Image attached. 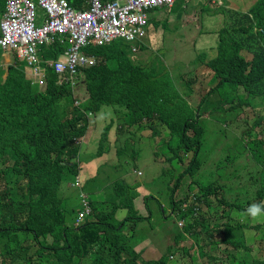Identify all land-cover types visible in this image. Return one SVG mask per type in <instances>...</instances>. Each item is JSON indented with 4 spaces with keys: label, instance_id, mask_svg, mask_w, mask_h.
Listing matches in <instances>:
<instances>
[{
    "label": "trees",
    "instance_id": "1",
    "mask_svg": "<svg viewBox=\"0 0 264 264\" xmlns=\"http://www.w3.org/2000/svg\"><path fill=\"white\" fill-rule=\"evenodd\" d=\"M67 1L76 8L88 7L87 0ZM5 2L0 0V14ZM159 9L168 8L152 11ZM151 15L148 24L154 22ZM215 16L218 25L207 31L215 33L212 43L189 61L194 74L206 73L209 85L200 90L197 102L191 96L195 91L189 94L191 82L182 78L184 73L191 76L185 65L173 64L174 77L165 71H150L141 62H147L151 55L147 60L134 55L123 40L105 45L91 42L83 47L85 54L96 57V63L82 70L75 85L62 80L45 62L44 84L33 83L16 55L11 64L0 69V264H229L234 253L228 246L246 242V234L264 246V221L249 226L239 218L245 210L264 211V131L252 132L234 118L240 106L250 105L258 118L255 126L264 124V0H257L247 11L219 10ZM174 18L187 29L195 20L186 14ZM169 23L166 17L163 25ZM196 26L201 27L199 23ZM64 47L55 40L41 47V57L55 60ZM175 78L182 84L179 88L174 85ZM107 108L113 115L89 153L90 142L85 144L81 138L90 125V113L97 118ZM218 111L221 117H230L229 123H235L231 128L240 126V135L234 137L236 150L229 145L214 156L222 166L217 171L224 172L225 177L219 174L211 183L202 184L197 178L202 166L198 156L213 133L204 123ZM114 113L123 123L116 125L109 144ZM128 127H148L155 137L168 130L165 141L171 163L179 164L182 154L192 152L171 188V213L182 221L181 230L173 237L178 246L160 243L156 257L152 252L143 255L135 251L129 243L132 228L143 217H117L119 211L121 215L136 213L135 181L128 183L121 176L97 189L96 177L87 179L81 169L85 162L99 161L130 170L145 143L134 131L132 136L126 134ZM243 154L246 158L242 162L237 157ZM80 174L85 178L84 192L104 188V194L101 201H91L90 216L73 227L66 224L63 204L72 199L70 194L78 199V190L66 194L63 181ZM183 179L188 193L174 200ZM232 181L244 196L242 202L237 199L231 203L226 198ZM159 207L164 215V206L159 203ZM234 212L237 217L232 216ZM216 213L218 221L214 220ZM160 227L157 232L162 238L168 230L163 223ZM251 228L258 233L255 235ZM214 232L221 235L220 240L213 238ZM186 241L189 246L184 245ZM213 244L215 253L206 248ZM222 244L228 246L222 248ZM240 246L250 250L248 245ZM175 251L183 255L180 263ZM247 264H264V260L256 257Z\"/></svg>",
    "mask_w": 264,
    "mask_h": 264
},
{
    "label": "rangeland",
    "instance_id": "2",
    "mask_svg": "<svg viewBox=\"0 0 264 264\" xmlns=\"http://www.w3.org/2000/svg\"><path fill=\"white\" fill-rule=\"evenodd\" d=\"M177 1V0H176ZM222 5L226 9L229 10H240L247 11L249 7L253 4L252 2L255 0H221ZM178 3H183V6L187 7L188 10L194 9L195 4L190 1L181 0L177 1ZM181 7V6H180ZM176 8L174 10H156L150 11L149 15L154 19L153 23H149L146 27V39L147 43H137L135 46L137 47V51L133 52L134 55H141L144 57V60L151 58L147 62H141L143 66H145L148 70L156 72L158 70H164L165 72L170 73L173 77L176 76L174 63H180V65H185V69L190 71L189 73H184L182 78L185 80H189L192 85V89L190 93L195 91L191 96L193 97L192 101H199L200 95L198 94L200 90L204 87H208L206 85L207 75L205 72L201 71L198 74L193 73V66L190 64V60L193 55H201V51H205V48L212 43L208 42V39L215 34L214 32L207 33V31L212 30L218 25L216 21V16L213 10V5L211 4H203V8L200 12H198V16L200 18L199 25H201V29H204V32L199 28L197 29L196 21L197 16H194V21L191 23L189 28L187 29L186 24L178 23L177 21H173L174 13H181V10ZM183 11H186L181 7ZM211 10V12H210ZM219 9H215L218 11ZM154 12V13H153ZM44 14V12L37 6L36 7V15ZM175 15V14H174ZM169 19L168 25H163V20L165 18ZM212 35V36H211ZM7 50L0 51L1 53L6 52ZM129 54L131 52L129 51ZM208 53L206 55H210ZM196 57V56H195ZM146 58V59H145ZM21 68L27 72L30 71V66L26 63L21 62ZM31 77V76H30ZM179 78V77H178ZM32 79V77H31ZM174 80V85L176 84L177 88H179V84L177 79ZM34 83H37L36 81ZM82 95V93H79ZM83 96V95H82ZM111 109V108H110ZM109 108L104 109L102 113L96 116L90 113V125L88 126L85 135L81 138L84 143H88L90 141L91 147L89 153L91 151L92 146L95 144L96 139L99 136L100 131L108 123L109 118L113 115V112ZM113 119H115V125L109 134V144H111L114 140L115 127L118 124L123 123V121L119 120L117 114L114 113ZM229 116L221 117V111H218L214 118L209 119L206 124L208 128L211 129L213 133L209 134L206 139V147L202 148L199 153V158L202 160L201 169L197 172V178L200 180L202 184H209L213 180H215L219 174L223 175L224 172L217 171L221 165L214 161L217 154L223 153L222 148L225 149L229 145H231L235 149L234 137L240 135V126H235L231 128V123H229ZM235 121L238 124H242L252 130V132H262L264 131V124L262 127H256L255 122L258 118L254 117L253 109L250 105H242L238 108L235 113ZM226 119L227 123H222V120ZM234 122V121H233ZM247 122V123H246ZM235 124V123H232ZM134 131L135 137H143L141 142L145 143L142 146L141 154L137 157L138 160L135 163L131 164L130 170L126 171L124 168H114V165H101L99 161L93 162H85L84 176L88 179L91 176L96 177L97 189H100L106 183L111 182L117 177H125L128 183H132L135 181V184L132 188V191L136 193L133 197V204L136 210L135 214H125L121 215L123 212H117V217L122 219L125 215L130 219H135L136 216L143 217L138 221L136 227L132 228L134 232L133 236L130 238V245L133 247L135 251L142 252L143 255L148 253H154L155 257L160 251H158L157 246L162 243L163 245H167L172 243L177 245L175 242L176 233L180 231L179 225L182 223L177 219L176 213L175 215L171 213L170 208V195L171 188L174 183L178 179V174L181 170L184 169L188 160L190 159L192 152L182 154V161L179 164H174L169 161L171 153L168 150L166 145V139H168V130H164L162 134L155 136H151L152 130L148 127L142 129H135L128 127L126 134L132 136ZM92 140V141H91ZM123 143V142H122ZM120 143V145L122 144ZM136 145V144H135ZM137 146V145H136ZM130 147L136 148L134 145L130 144ZM236 150V149H235ZM113 152H115L113 150ZM155 152H159L156 154ZM218 158H221L218 157ZM239 161H244L245 154L241 157H237ZM101 166V167H100ZM141 173V174H140ZM97 175V176H96ZM189 176V175H188ZM223 177H225L223 175ZM191 177L189 176L187 182L191 181ZM68 177L64 183H66ZM91 184L92 180H88ZM182 185L178 186L176 189L173 199L179 200L185 194L188 193V187H186V180H182ZM100 186V187H99ZM78 186H71L70 189L66 192V194L71 193L76 190H81L77 188ZM1 188V187H0ZM103 189L99 191L89 192V197L93 201H101L103 197ZM242 194V193H241ZM240 194V190L238 188V184H235L234 181L230 183V189L226 193V198L229 202L234 203L237 199H244L243 194ZM72 199L68 200V202L63 204L65 209L66 221L67 224L73 222L76 217L77 209L79 208V201L74 194H70ZM159 203L164 206L165 213L164 215L161 213L162 209L159 207ZM95 204V203H94ZM264 204V201H263ZM98 205V204H96ZM244 207H247L244 204ZM71 209L74 210L73 213H70ZM214 220H219V214L216 213L214 215ZM233 217H237V213L232 214ZM239 218L243 221L249 222V226H254L256 224H260L264 221V211L261 209H255L253 211H243L240 213ZM134 221V220H133ZM133 221H130L131 224ZM163 223L164 229L168 231L163 232V237L159 238V233L157 232V228L161 229V224ZM124 228H127V222L124 224ZM123 228V229H124ZM252 229V228H251ZM125 231V230H124ZM131 231V232H132ZM253 233L256 235L258 231L252 229ZM213 238L215 240L221 239V235H218L216 232L213 233ZM238 239H243V237H237ZM191 240V239H190ZM246 243L250 246V250L244 251L242 249H232L230 246L226 244H222L221 247H227L231 252L234 253V256H231L229 264H243L244 262L247 264L252 261L254 258H260L264 260V246L258 244V240L253 242V238L246 234L245 237ZM184 245L189 246L190 243L188 241L184 242ZM211 248L215 253L214 244L207 246L206 248ZM176 257L178 259V263L183 259V255L177 251H175ZM234 257V258H233ZM201 261H204L202 258ZM87 262V260H85ZM205 264V263H204Z\"/></svg>",
    "mask_w": 264,
    "mask_h": 264
},
{
    "label": "built area",
    "instance_id": "3",
    "mask_svg": "<svg viewBox=\"0 0 264 264\" xmlns=\"http://www.w3.org/2000/svg\"><path fill=\"white\" fill-rule=\"evenodd\" d=\"M176 0H87L85 10L71 8L65 0H37L47 18L38 22L35 3L32 0H9L0 20V51H14L17 57L30 66L31 74L44 78L43 61L38 46L49 43L56 37L60 42L71 43L56 61L45 60L65 79L74 76L79 67L94 64L95 58L84 54L82 47L90 40L104 45L114 39L124 38L139 42L146 36L149 12ZM135 50V47H133ZM81 221L89 212V202L84 193L80 194Z\"/></svg>",
    "mask_w": 264,
    "mask_h": 264
},
{
    "label": "clouds",
    "instance_id": "4",
    "mask_svg": "<svg viewBox=\"0 0 264 264\" xmlns=\"http://www.w3.org/2000/svg\"><path fill=\"white\" fill-rule=\"evenodd\" d=\"M8 1L9 0H6V2H5V9H4V11L0 14V20H1V18H2V15L4 14V12L6 11V6H7V3H8ZM32 1H34V3H35V13H36V7L38 6L43 12H44V14H40L39 16H37L36 15V17H38L37 18V21L38 22H40V21H42L43 19H46L47 18V14L45 13V11H44V9L38 4V2H37V0H32ZM67 3H68V5L71 7V8H74V9H79V10H85L86 8H76V7H74V6H72V5H70L69 4V2L67 1V0H65ZM106 1H108V0H106ZM114 1V0H113ZM177 1H179V0H177ZM177 1H175L174 3H176ZM186 1H192V0H186ZM200 2H201V5L200 4H196V6H194V9H192L191 11H190V13H189V15H191L192 16V19H194V16H197V22L199 23V20H200V18H199V16L197 15L198 14V12H200L201 10H202V8H203V4H211V5H213L214 7H213V10H214V13L215 12H219V10H225V7H224V5H222L221 3H222V1L221 0H199ZM86 3H87V1H86ZM174 3H173V5H174ZM88 4V3H87ZM173 5H171V6H167V5H163V6H159V7H166V8H170V7H172ZM197 5H198V7H197ZM200 5V6H199ZM253 5V4H252ZM251 5V6H252ZM88 6H89V4H88ZM88 8V7H87ZM158 8V7H157ZM215 9H219L218 11H215ZM233 11H238V10H233ZM210 12H211V10H210ZM149 17H150V15H149ZM148 20H149V18H148ZM192 25H193V23H191ZM194 26V25H193ZM201 26V25H200ZM200 27H198L197 26V29H199ZM201 29V28H200ZM214 35L215 34H213V36H212V39H211V37L208 39V40H210V42H211V40H213V38H214ZM55 40H57L60 44H63L65 47H64V49L65 48H68V46L71 44L69 41H68V37H66L65 38V42H60L56 37L54 38V40L52 41V42H49V43H43V44H41V45H39L38 46V48H39V50H40V52H39V55H40V58L43 60V61H45V59H43L42 57H41V52H42V46H44V45H49V44H52ZM115 40H123V41H125V42H127V43H129V46L131 47L130 49H131V51H133V52H136L137 51V47L135 46V44H137V43H147V39H146V36L144 37V39L142 40V41H139V42H133V41H128V40H126V39H124V38H119V39H114V40H112V41H115ZM111 41V42H112ZM94 43L95 44V42L94 41H92V40H90V42H89V44L90 43ZM110 43V42H109ZM89 44H87V45H89ZM108 44V43H107ZM86 45V46H87ZM95 45H97V44H95ZM105 45V44H104ZM85 47V46H84ZM133 47H135V50H133ZM7 51H9V50H7ZM64 51V50H63ZM63 51H61L60 53H59V55H58V57L55 59V60H51V61H56L58 58H60V56L62 55V53H63ZM14 52V51H13ZM82 52H83V47H82ZM84 53V52H83ZM85 54V53H84ZM14 55H16V53L14 52ZM88 55V54H87ZM17 56V55H16ZM89 56H92V57H94L95 58V62H94V64L96 63V57L95 56H93V55H89ZM194 56H196V55H193V57ZM18 58V57H17ZM18 60H20L19 58H18ZM47 60H49V59H47ZM21 62H24V61H22V60H20ZM43 61H41L40 62V65L41 66H43ZM25 63V62H24ZM93 64V65H94ZM93 65H91V66H88V67H79L78 68V72L74 75V76H70L68 79H65V76H67L68 74L67 73H64V74H60V73H57L56 71H55V69L53 68V71L55 72V73H57L59 76H60V78L62 79V80H65V81H69L71 84H73V85H75V84H77L78 83V80H77V77H78V75L82 72V70H85V69H88V68H90V67H92ZM45 66V65H44ZM43 66V67H44ZM158 71H163L164 72V70H158ZM29 73V72H28ZM159 73V72H158ZM157 73V74H158ZM31 74V73H30ZM31 77H32V81H33V83L36 81L37 83H39V85H43L44 84V82H45V79H46V68H44V78L43 79H38L37 77H35V76H33L32 74H31ZM207 84V83H206ZM90 142V141H89ZM90 147H91V143H90ZM81 169L84 171V169H83V167H81ZM82 172V171H81ZM141 174V173H140ZM82 179H84L85 180V178H83V177H81V174H80V176H75L74 177V180H72V183H71V186H78L77 188L78 189H80V187H81V190H79L78 191V201H79V208L77 209V212H76V217L74 218V220H73V222L72 223H70V224H67V221H66V224L68 225V226H73V227H78L81 223H83L89 216H90V214H91V212H92V205H91V198L89 197V194L88 193H86V192H84L83 190H82ZM81 193H84L86 196H87V199H88V202H89V207H90V212L81 220V221H79L78 223H77V220H78V214H79V212L82 210V205H81V198H80V194ZM94 201H96L95 199H94ZM175 215V214H174ZM248 245L246 242H244V243H241V244H239L238 245V247H233L235 250L236 249H242V246H240V245ZM249 246V245H248ZM232 248V249H233ZM249 248H250V246H249ZM243 250V249H242ZM245 251V250H244ZM84 260H87L88 261V259H84Z\"/></svg>",
    "mask_w": 264,
    "mask_h": 264
},
{
    "label": "crops",
    "instance_id": "5",
    "mask_svg": "<svg viewBox=\"0 0 264 264\" xmlns=\"http://www.w3.org/2000/svg\"><path fill=\"white\" fill-rule=\"evenodd\" d=\"M228 0H226L225 2H227ZM257 0H255V1H253L252 3L254 4L255 2H256ZM190 2H192L193 4H195V6H196V4H200L201 5V2L199 1V0H192V1H190ZM199 5V6H200ZM225 5V4H224ZM183 8V9H185L186 11H185V13L183 12V10L181 9V7ZM180 7V10H181V13H174V14H172L173 15V19H175L174 17L175 16H182V18H183V16H184V14H186V15H189V13H190V10H188L187 9V7H185V6H183V3H178V2H176V3H174V5L172 6V7H170V8H168L169 10H174V9H176V8H179ZM197 7H198V5H197ZM225 10H228V9H226L225 8ZM235 10V9H234ZM238 11H240V10H238ZM210 41V40H209ZM15 57V55H14V52L13 51H6V52H3V53H1L0 52V69H1V71H2V69H5L6 67H7V65L8 64H11L12 62H13V58ZM31 69H30V71H29V76H31ZM89 143V142H88ZM85 144H87V143H85ZM71 183H72V179L70 178V177H68V180H67V182L65 183V185H63L64 187H65V190H67V189H70L71 188Z\"/></svg>",
    "mask_w": 264,
    "mask_h": 264
}]
</instances>
